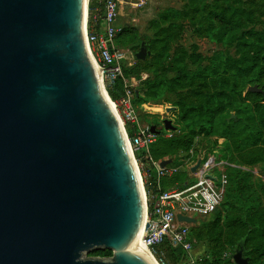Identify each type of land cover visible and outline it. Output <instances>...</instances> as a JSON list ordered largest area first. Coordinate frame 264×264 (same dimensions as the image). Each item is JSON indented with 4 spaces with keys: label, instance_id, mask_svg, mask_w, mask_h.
<instances>
[{
    "label": "water",
    "instance_id": "obj_1",
    "mask_svg": "<svg viewBox=\"0 0 264 264\" xmlns=\"http://www.w3.org/2000/svg\"><path fill=\"white\" fill-rule=\"evenodd\" d=\"M88 14L89 0H0V264H155L137 246L147 193ZM149 53L142 42L136 56ZM233 258L249 264L242 249Z\"/></svg>",
    "mask_w": 264,
    "mask_h": 264
},
{
    "label": "trees",
    "instance_id": "obj_2",
    "mask_svg": "<svg viewBox=\"0 0 264 264\" xmlns=\"http://www.w3.org/2000/svg\"><path fill=\"white\" fill-rule=\"evenodd\" d=\"M215 1L216 4L208 8L204 16L205 33L216 42L234 47L236 54L218 52L206 64V58L200 54L191 55L190 61L179 53L171 57L168 52L175 39L176 19L183 14L180 10L169 8L151 22L156 30L149 40L153 77L140 81L137 92L135 90L134 103L140 107L147 102L169 101L170 95L177 94L178 100L174 104L179 109L178 119L187 128L170 138L163 132L157 135L150 147L152 156L163 160L180 148L189 150L197 145L198 149L201 144L210 148L217 147V139L223 138L219 152L222 157L235 164L227 169L228 184L224 198L231 183H235L236 197L239 198L248 188L252 175V169L248 166L264 163V92L247 91V87L254 84H258L264 91V30L251 26L255 18L253 11L235 5L231 0ZM94 14H98V20L94 19ZM103 14L104 1L89 0L90 28L95 25L98 30H102ZM116 40L120 45L138 41V28L124 24ZM169 66L174 72L172 76L168 75ZM136 68H139L138 65L125 66V76ZM106 88L110 97L116 101L124 91V81L120 79ZM126 125L128 133L133 135L134 128L128 123ZM137 156L141 157L142 153ZM143 161L145 168L149 170V175L146 176L143 174L144 168H141L148 205L152 210L153 194L158 191L156 171L149 161ZM189 178L186 170L175 172L161 179V189H168L176 183L182 185ZM169 180L170 184L165 185ZM224 198L213 213L221 207ZM258 223L246 221L245 233L233 246L234 249L242 248L243 254L249 258V264H264V247L259 248L256 254L253 252L257 249L248 247L250 239L256 234H264V230H259ZM161 248L172 264L180 260L181 252L173 250L168 243L162 244ZM93 252L100 256H111L113 253L107 248ZM197 264L237 263L233 252L217 251L213 252V257L206 258L201 263L199 259Z\"/></svg>",
    "mask_w": 264,
    "mask_h": 264
},
{
    "label": "rangeland",
    "instance_id": "obj_3",
    "mask_svg": "<svg viewBox=\"0 0 264 264\" xmlns=\"http://www.w3.org/2000/svg\"><path fill=\"white\" fill-rule=\"evenodd\" d=\"M235 5H241L255 14L251 26L257 30H264V0H231ZM216 4L215 0H122L120 3L119 23L136 26L139 31V40L129 42L123 46L129 51L130 67L138 65L135 71L126 75L128 81L133 83V91L140 86V81L153 77L154 66L151 64V53L146 58L139 59L136 53L140 50L142 42L149 47V40L153 37L155 29L151 22L158 19L167 9L180 10L182 16L176 19L174 27L175 39L171 42L169 55L183 54L190 61L191 55L200 54L208 59L218 53L226 52L235 55L234 47L222 42H216L205 33L204 16L208 8ZM218 4H221L219 2ZM173 70L169 66L168 75L172 76ZM125 88V87H124ZM169 101L148 102L147 106H140V119L144 123H155L163 130L166 137L170 138L179 135L187 128L185 123L178 119L179 109L174 104L178 100L177 94L168 97ZM115 101V100H113ZM234 116V114H232ZM231 115V117H233ZM164 119H169L174 126L173 129H166ZM127 128V125H126ZM189 150L180 148L173 154H168L165 158H172L173 165H183L187 160ZM236 156L239 159L238 154ZM252 169L248 188L236 197L235 183L230 188L224 198L221 207L208 216L196 215L197 222L192 225L190 237L195 244V252L200 259V263L213 257V252L225 251L233 252L242 249H234V242L239 240L246 231V221L259 224V230H264V163L260 162L248 166ZM185 170L182 166L177 172ZM217 173V172H215ZM144 180V179H143ZM170 180L165 185L170 184ZM234 187V188H233ZM245 220V221H244ZM248 247L257 249L264 247V234H256L250 239ZM255 247V248H254ZM262 250V249H260ZM94 251V250H93ZM93 251L85 253L90 257H109L95 255ZM210 256V257H209ZM245 256V255H244Z\"/></svg>",
    "mask_w": 264,
    "mask_h": 264
},
{
    "label": "built area",
    "instance_id": "obj_4",
    "mask_svg": "<svg viewBox=\"0 0 264 264\" xmlns=\"http://www.w3.org/2000/svg\"><path fill=\"white\" fill-rule=\"evenodd\" d=\"M104 14L103 27L98 30L95 25L89 27V14L87 21L86 39L89 50L98 64L105 84L113 85L118 80L124 81V91L118 100L113 101L126 129L130 148L143 174L148 176L149 170L144 166V159L149 161L156 171L157 189L153 194L156 200L154 208L150 210L147 197L146 220L142 243L146 244L158 264H172L161 245L168 243L173 250L181 252L180 260L173 264H197L199 257L195 252V244L190 237L193 222L179 220L178 214L196 218V215L208 216L221 204L228 184L229 166L235 165L222 157L219 152L223 138L217 139V147L210 148L203 144L189 149L187 160L183 165H161V159H155L150 151L151 145L156 141L157 134L150 130V124L140 119L139 106L134 103L133 83L125 76L124 67L129 66V53L117 45L118 34L123 30L124 24L119 21V9L122 0H103ZM98 20V14H94ZM107 89V88H106ZM126 123L134 128L133 135L128 133ZM142 153L141 157L137 154ZM201 160L196 170L192 167ZM189 174V179L182 185L176 183L168 189H161V179L171 176L181 167ZM217 172V173H215ZM141 172V176L143 178ZM144 183V180H143Z\"/></svg>",
    "mask_w": 264,
    "mask_h": 264
},
{
    "label": "bare ground",
    "instance_id": "obj_5",
    "mask_svg": "<svg viewBox=\"0 0 264 264\" xmlns=\"http://www.w3.org/2000/svg\"><path fill=\"white\" fill-rule=\"evenodd\" d=\"M100 77H101V73H100ZM144 220H146V217H144ZM143 231H144V227L142 228L141 234H140V236H139V238H138L137 246H138L139 248H141V249L147 251V252L151 255V257H152V259L154 260L155 264H158L157 260H156L155 257L152 255V253H151L150 250L148 249L147 245L144 244V243H142V241H141V237L143 236Z\"/></svg>",
    "mask_w": 264,
    "mask_h": 264
},
{
    "label": "crops",
    "instance_id": "obj_6",
    "mask_svg": "<svg viewBox=\"0 0 264 264\" xmlns=\"http://www.w3.org/2000/svg\"><path fill=\"white\" fill-rule=\"evenodd\" d=\"M119 12H120V9H119ZM119 16H121V14H119ZM122 24H125V22L122 23ZM116 42H117V45H118L119 47L125 49V50L129 53V51H128L123 45H120L119 42H118L117 40H116ZM128 63H129V66H130V58H129ZM136 92H137V90H136ZM148 104H149L148 102H147V103H143L142 106H147ZM142 106H141V107H142ZM157 126H158V125H157ZM158 128H160V127L158 126ZM164 159H165V158H164ZM153 200H154V205H155L156 200H155L154 198H153Z\"/></svg>",
    "mask_w": 264,
    "mask_h": 264
}]
</instances>
